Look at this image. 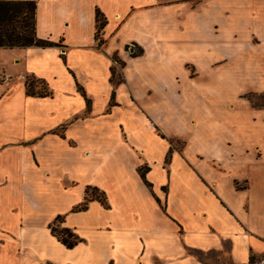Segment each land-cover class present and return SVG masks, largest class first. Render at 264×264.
Segmentation results:
<instances>
[{"label": "crops", "instance_id": "crops-1", "mask_svg": "<svg viewBox=\"0 0 264 264\" xmlns=\"http://www.w3.org/2000/svg\"><path fill=\"white\" fill-rule=\"evenodd\" d=\"M34 1L36 35L53 44L0 47L12 76L0 80V264L263 259L264 108L237 93L248 75L264 91V0ZM175 91L217 93L184 104L220 111L169 133ZM88 187L105 204L74 210ZM58 216L72 247L52 233Z\"/></svg>", "mask_w": 264, "mask_h": 264}, {"label": "trees", "instance_id": "trees-1", "mask_svg": "<svg viewBox=\"0 0 264 264\" xmlns=\"http://www.w3.org/2000/svg\"><path fill=\"white\" fill-rule=\"evenodd\" d=\"M35 12L36 2L34 0H0V47L13 48V47H26L30 45L38 46H50L53 43L40 39L36 35L35 31ZM96 19V36L104 26V17L99 10L95 13ZM141 49H137L132 53V56H136L141 53ZM34 85L33 80L27 87L29 94H37L40 96L47 95L46 91H34L32 89ZM253 106H256L252 102ZM146 169L138 167V172L147 186H150L145 179ZM90 187L86 189V197L84 202L74 207V210H83L86 208V204L91 199H97L102 204H105L104 193L100 191L101 196H94L89 193ZM98 190L97 188H91ZM92 193V192H91ZM59 221L61 217H57ZM52 233L67 247H72L78 242V237L68 228L61 227L57 229L52 227ZM256 256L251 255L247 264H254ZM233 264V263H232Z\"/></svg>", "mask_w": 264, "mask_h": 264}, {"label": "rangeland", "instance_id": "rangeland-1", "mask_svg": "<svg viewBox=\"0 0 264 264\" xmlns=\"http://www.w3.org/2000/svg\"><path fill=\"white\" fill-rule=\"evenodd\" d=\"M136 51H134V52H136ZM208 64H210V67L212 69H217V68H220L223 63H221V61L219 59H215V60L209 61ZM248 64H249V61H243V63H242L243 66L242 67L244 69H247L248 68L247 67ZM186 70L188 72L190 71V76H191V74L193 72L192 71V67L190 66V69L186 68ZM169 76H170V74H169ZM162 77L163 76H160L159 78H157L156 76L152 75L151 77L149 76V79H150L151 82H155L156 80H158V81H156L157 83L168 85L169 84L168 81L165 82V80H163ZM26 78L29 81V83H31L32 80L28 76H26ZM115 78L117 79L119 77L115 76ZM163 78H166V77H163ZM173 78H174L175 82L186 83V82H184V80H182L181 76H174ZM0 80H2V77H0ZM194 80H195L194 83L197 85V87H201V86L205 85V81H204V77L203 76H200L198 78L194 77ZM251 81H252V79H251L250 75L244 76L242 78V89L243 90L241 92L237 93V94H242L241 95L242 98H246L249 101L251 100V102H253L257 107L264 108V91H257V92L256 91H252L251 89L253 87V83ZM40 85H41L40 83L37 84V86L35 84V87H32V89L34 91H38V90L41 91ZM165 94H167L169 97L171 95L170 92L165 93ZM216 94L217 93H214V92H211V93H207L206 92L203 95V92H200V93L199 92H194L193 93V92H188V91H179V92L175 91V97L173 96V99L175 101L172 102V103L175 106H177L178 109L172 108L173 112L170 113V114H172V116H174L173 117L174 122L172 121L170 123V121H168V123H167V121H165V124H163V126L165 127V129L169 133H174V132L190 133V136H191V134L193 132H198L201 129V127L206 128L207 126L206 125H202V123H205L206 120L212 121V119H214V117L217 116V113L220 111V109H213V108L212 109H196V108H191L189 105L184 104V103L186 101H188V96L189 95H190V100H192L193 95L196 96V100H201V98H203V99L206 98L207 99L208 96L212 100H215L216 99L215 98ZM232 96H233V94H231V93H221V95H220L221 98L219 97L217 99V102L219 100H222V101H225V102L231 101V100H233ZM178 114L180 116H182V117H180V116L176 117L179 121H175V116L178 115ZM187 118L193 119L197 123H199L197 125L198 129H196V127L190 126V131H189L188 126L184 122ZM212 130H213V128H212ZM89 193L94 195V196H99V197L101 196L100 190H93V189L90 188L89 189ZM59 222H60L59 220L56 221V224L54 226L57 229L61 228ZM208 262H211V260L209 259ZM216 262H217V264H232L227 259H223V260L222 259H216ZM254 264H264V257H263V259L256 258V261H255Z\"/></svg>", "mask_w": 264, "mask_h": 264}, {"label": "built area", "instance_id": "built-area-1", "mask_svg": "<svg viewBox=\"0 0 264 264\" xmlns=\"http://www.w3.org/2000/svg\"><path fill=\"white\" fill-rule=\"evenodd\" d=\"M26 84V87H29V81L27 80L26 76H21ZM12 76L11 75H3L2 77V81L5 82V81H9L11 80Z\"/></svg>", "mask_w": 264, "mask_h": 264}]
</instances>
